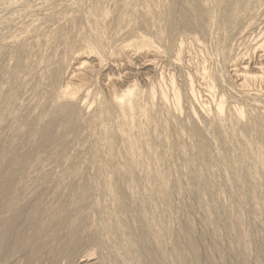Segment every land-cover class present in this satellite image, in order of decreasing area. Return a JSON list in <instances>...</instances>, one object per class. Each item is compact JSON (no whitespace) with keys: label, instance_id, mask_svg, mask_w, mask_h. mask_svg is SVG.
<instances>
[{"label":"rangeland","instance_id":"374dc122","mask_svg":"<svg viewBox=\"0 0 264 264\" xmlns=\"http://www.w3.org/2000/svg\"><path fill=\"white\" fill-rule=\"evenodd\" d=\"M167 1L0 0V150L23 144L17 149L27 152L31 159L24 169V182L16 180L15 184L26 188L27 203L37 202L43 209L66 205L70 221L80 216L85 219L88 229L82 234L86 238L89 228L91 231L104 226L110 217L112 201L105 195L107 179L114 174L112 167L121 179L125 177L124 156L129 151L128 143H134L135 155L132 151L131 156L136 161L138 181L123 184V191L134 207L149 204L146 219L154 215L156 224L165 228L164 246L153 238L149 242L157 264H264V165L259 173H253L259 178L257 199L243 190V178L232 167L240 154L257 164L264 162V158L248 155L246 147L240 145L246 143L243 123L264 117V2L254 0L245 10L243 0H235L243 15L239 13L238 20L235 17L238 22L229 32L220 24V0H206L203 6L210 10L205 23L207 35L177 28L169 36L163 25ZM184 1L178 0L179 6ZM191 15L200 23L195 12ZM145 21L149 27L144 26ZM93 35L99 36L100 42L87 40ZM17 50L22 51L26 64L20 71L16 67ZM56 68L60 79L53 80ZM69 84L80 88L72 108L83 114V121L76 135L67 136L65 157L57 156L56 144L45 153L38 150L34 140L31 142L35 144H18L14 133L21 131L23 116L33 113L42 125L44 105H57L61 90ZM126 93L134 97L130 112L133 117L127 116L130 130L119 128ZM220 101L224 105L221 116ZM136 107L146 113L148 130L137 125L143 117ZM239 111L245 114L242 123H238L242 120ZM191 128L208 143L211 157L202 169L213 187L211 191L204 188L194 170L196 164H201L203 144ZM141 129L156 145L153 151L157 154L141 145ZM107 130H114L116 141L110 142L104 136ZM218 130L225 136L224 145L218 142ZM252 132L247 139L256 147L264 139V125H257ZM158 155L160 162H156ZM150 169L167 179L170 199L155 190L146 176ZM150 190H154L153 195ZM70 194H74L73 199ZM46 217L44 211L40 222ZM133 220L135 236L146 234L143 225L147 221ZM49 229L47 234L53 227ZM68 230L64 229L65 234ZM47 236L40 242L50 248L47 251L38 249L32 257L28 249H23L0 264H79L81 260L85 263L80 264H100L103 258L126 264L116 253L109 234H104L103 245H82L75 259L54 257ZM189 236L196 256L188 249ZM178 250L184 253L181 260Z\"/></svg>","mask_w":264,"mask_h":264},{"label":"bare ground","instance_id":"6f19581e","mask_svg":"<svg viewBox=\"0 0 264 264\" xmlns=\"http://www.w3.org/2000/svg\"><path fill=\"white\" fill-rule=\"evenodd\" d=\"M167 2H168V5H166L168 7V9L166 8L167 15H165L166 18L164 17L165 20L163 22L164 23L163 25L165 26V29L167 30V34L169 36H171L173 33H175L174 31L177 30V28H182V30H186V31H189V30L190 31L191 30L192 31L198 30L199 32L203 31V33L205 35H207L208 30H207L205 23L208 21V18L210 16V10H208L207 8H205L203 6V2H207L206 0H185L180 6L178 3V0H168ZM253 2H254V0H243L241 2L243 5V9H245V10L249 9V7L252 5ZM263 2H264V0H263ZM239 5L240 4L238 2H236L235 0H220L218 2V9L217 10H219V13L221 16V23L220 24L224 29H226L229 32L234 30V28L237 24L236 22H238V21H236V20H238V18L236 16L239 15V13L241 12V9H242V8L240 9ZM191 11L195 12L196 13L195 16L200 18V23H196V21L194 20L195 18L191 15ZM241 15H243V14H241ZM235 17L237 18L236 20H235ZM241 21H243V20H241ZM144 26L149 27V22L145 21ZM242 30H244V29H242ZM224 33H225V31H224ZM86 38H87V40H93L96 43L99 40V36H96V35H93L91 37H86ZM98 42H100V41H98ZM124 48H122V49H124ZM20 50L19 51L17 50L18 53H17V64H16L17 65L16 67L18 68L19 71L21 69H23L24 65L26 66V64L23 65V61H22V59H23L22 55L23 54H22V51H20ZM14 73H15V71H14ZM51 76H52L53 80L58 79L60 76V70L56 68V70H54V72L52 73ZM248 77H250V76H248ZM55 82H56V80H55ZM249 82H250V80H249ZM18 85L20 87L19 83H18ZM64 88L65 89L61 90V92H60L59 100H57L58 101L57 105H55L53 107L46 106V104L44 105V111H43L44 113L43 114H45V116H44V121H43L42 125H40V126L38 125L39 122L37 121L36 116L33 113H30L27 116L24 115L25 117L23 116V118L21 119V122H20L21 123V125H20L21 131L18 132L19 134H17V132L14 133V134L18 135L17 139H16L18 144L20 141H22V142L23 141L24 142L30 141L31 142L32 140H34L38 146V150L40 152H44V153L46 151H48L52 145L56 144V145H58L57 148H59L58 152H57V156L59 158L65 157V154L67 153L66 151L68 148L67 147L68 146L67 145V136L68 135H76L78 133L79 126H81L80 123H81V121H83L82 120L83 114L81 115V113L75 111L76 109L72 108L73 103H74L73 100L78 95V91H79L78 89H80V88L77 89L75 86H72L71 84H69L68 86H66ZM81 91H83V89ZM211 92H212V90H211ZM127 94L129 95V93H126V95L124 96L125 99L127 98V100H125L127 102L125 103L124 107L121 106V107H123L122 109L124 111L123 112L124 115H123L122 120L119 119L121 121L119 124L120 125L119 128H122V129L128 128L127 130H130V126H129L128 121H127V118H129V117H127V116H128V114L130 115L131 114L130 112L134 109V102L132 101V100H134L133 99L134 97L127 96ZM175 96H176L175 98L177 99V102H178V100H179L178 96L177 95H175ZM87 97H88V95H87ZM117 104L120 107V103L116 102V105ZM114 105H115V103H114ZM41 106L43 107V105H41ZM83 106H85V105H83ZM223 106L224 105H223L222 101H220L218 104V115H220V116L223 112ZM136 108L138 109V111H141V113H142L141 117H143V118H141L142 119L141 122L137 123V125L139 127L141 126V128H144V131H145V129H147L148 126L150 127V125H149L150 123L146 118V113L144 112V110L140 107H136ZM78 109H79V107H78ZM36 110L38 111V109H36ZM30 111H32V110H30ZM104 113L102 114V116H104ZM108 114L109 113H107V115ZM110 115H111V113H110ZM137 115H138V113H137ZM244 115L242 114L241 111H239L238 117L242 120H238V123H242V121L244 122V120H243ZM119 116H122V112H121V115H119ZM138 116H140V115H138ZM130 117H133L132 114L130 115ZM104 118L105 117H103V119ZM247 121H248V123H243V125L245 126L244 136H245V142L246 143L242 142L240 145L241 146L243 145L244 147H246V152L248 153V155L254 154L259 159L264 158V139H262L260 142H258V145L256 147L251 146V142L247 139V138L251 137L252 133H254V132H252V130L257 125H260V124L264 125V117L260 116V117H258V119L256 121H253V120H251V121L247 120ZM118 122L119 121H117V123ZM37 125L39 126L37 133L33 134V132H34L33 130L35 127H37ZM92 125H96V124L93 123ZM108 126H109V124H108ZM250 126H252V127H250ZM141 130H142V132H141L142 137L140 140L141 145H144L145 147L149 146L151 148V153L152 152L156 153V151H153V150H156V145L154 146L150 141L151 138L149 139L146 136L145 133H147V132L144 133L143 129H141ZM233 131H232V133H233ZM35 132H36V128H35ZM191 132H192L193 136H195L196 138H199L203 144L201 146V164H199V165L196 164L194 166V170H195L196 174L201 176L204 188L211 191V190H213L212 189L213 187H212L211 183L206 179V177H205L206 175L202 169V166L206 167L207 162L209 161V158L211 157L210 152L207 150L208 143H205V141L202 137L203 135L198 130H195V129L192 130V128H191ZM218 133H220V134H218ZM218 133H217V135H219L217 137L218 142H219V144L221 143L224 145L225 144V143H223V141H224L223 136L224 135L222 136L221 132H219V130H218ZM228 133H230V132H228ZM104 136L107 139H109L110 142H111V139H115V141L117 139V136L114 133V130H107ZM209 136H211V135H209ZM213 138H214V136H213ZM226 138H228V137H226ZM1 140H2V138L0 135V141ZM14 141L15 140H13V142ZM22 142H20V144ZM35 142L34 143L31 142V143L35 144ZM213 144H215V143H213ZM21 145H23V144H21ZM29 145H30V143H29ZM11 146H13V145H11ZM19 147H15V144H14V146L11 147V149H8V150H2L1 149L0 150V261L1 262L6 261L10 254L15 253V252L17 253L18 251L23 250V249H28L29 253L32 257L36 254L37 251L39 252L38 249H42V250L45 249L47 251L50 248L42 245L43 243H40V242H41V239L44 238L45 236H47L48 234H49V236H47V237H49V239L52 241L51 242L52 244L50 247H51V250L54 254V257H59L60 255H66L70 259H75V257H77V255H78V252H79L82 245H84V244H88V245L96 244V245L100 246L102 244V238L103 237L105 238L104 234H106V236H108V234H109V236L111 235V237H112L113 246L117 250L116 253H118V256L121 258V260H123L124 263H126V264H157V260L155 259L154 254L149 249V242L151 241V238H153L156 241L158 240L159 244L162 245L164 242L165 228L162 225H160V223H158L159 225L156 224L157 221H155L156 218L153 217L154 215L153 216L151 215L153 218L152 217H151V219L148 218L149 220L146 219L145 212L146 211L148 212L147 209L150 206L149 204H148L149 206L148 205L146 206V204H144V206L136 208V206L134 207L132 204H129L127 202L129 200L127 198H125L127 195H126V192L124 195V191H123V188H124L123 184L127 183V184L131 185V184H135L138 181V176L135 172L136 161L131 156L132 151L134 153V151L136 149L134 143H128L127 149L129 151H126V156H124L125 158L123 161H124L125 168H126V171L124 173L125 177L121 179L120 176L118 175L119 173L117 174L118 171H116V168L112 167V171L109 169L111 172L114 173V174L112 173L113 176L111 178L107 179V186H106L107 188H106V192H105V195L112 201V208H110L111 210H109V208H108V210L111 211L110 217L107 218V221H105L106 223L104 224V226L101 223L102 226L100 225L101 226L100 227L98 225V227H100L98 229L92 228V230L90 231V228H89L90 233L88 234V236L86 238H84L83 234H82L83 231L85 232L88 229L86 227L85 219L80 216L77 219L70 221L68 214H67L68 212H67L66 205L62 204L57 209H54V208L43 209L40 205L36 204L37 202L35 204H33V202H32V204L27 203L28 200H26V198H27L26 188L23 186H17L15 184V182H16V180H20V183L23 181L25 173H26L24 169L26 168L25 166H26L28 158L30 156H28L27 152L23 153V152H21L20 149H19L20 150L19 151L17 149ZM33 148H34V146H33ZM34 149H36V148H34ZM32 152H33V150H32ZM137 154H138V152L136 153V155ZM134 155H135V153H134ZM158 156H159L158 159L157 160L155 159L156 162H160L161 156L160 155H158ZM30 159H31V157H30ZM29 162H30V160H29ZM240 164H245V166H241ZM262 165H264V162L262 164H257L256 161L253 162V160H250L249 157L244 156L242 154L235 157V163L232 165V167H234V170L237 173V175H240L243 178V181L245 183L243 190H246V192H248L254 199H257L256 194L258 193L257 192L258 189L256 186V182L259 181L258 180L259 178L253 177V173H259ZM110 176H107V177H110ZM146 176L152 182V184H154V186L156 187L155 190L162 192V194L165 196V198L168 199L171 191H170V188L168 186L167 179L163 175H161L159 172H153L152 169H150L147 172ZM105 179L106 178H104V180ZM16 183H18V182H16ZM259 185L260 184H258V186ZM73 192H74V190H73ZM153 192H154V190H152V191L150 190L149 194L153 195ZM142 194H144V193L142 192ZM73 195L74 194H70L68 196H69V198L71 196V199H73L74 198ZM40 197H41V195H40ZM153 199L152 200L150 199V201H153ZM61 200H62V198H61ZM54 201H56V200H54ZM143 201H145V200H143ZM129 202L131 203V201H129ZM134 203L137 204V201ZM143 203H145V202H143ZM38 204H40V203H38ZM152 204L155 205L154 203H151V205ZM153 205H152V207H153ZM261 206L263 207L264 205H261ZM44 211H46L47 217H46L45 221L43 223H41L40 219H41ZM105 215L108 216L107 214H105ZM147 217H148V215H147ZM133 218H134V220L138 219L139 221H141V220L147 221V222H145V225L142 224L143 227L145 226L147 229V230H145V231H147L146 234H144L140 237L135 236L134 225L131 221V220H133ZM134 220H133V222H134ZM51 227H53V231L51 230L52 232L51 233L48 232V234H47L46 230L51 228ZM184 228H183V230H184ZM64 229H66V230L69 229L68 230L69 232L65 234ZM187 230H189V229H187ZM236 231H237V229H236ZM184 235H185V231H184ZM188 239H189V248L188 249L191 251V253L194 256H196V249H195L194 242L191 239V236H189ZM169 241H170V239H169ZM163 246H164V244H163ZM84 248H85V246H84ZM115 249H114V251H116ZM166 249H167V247H166ZM262 250H263V254H264V248H262ZM89 253H90V250H89ZM207 255H208V253H207ZM177 256L181 260L184 258V253L179 251V252H177ZM45 257H47L46 254H45ZM80 263H85V261L81 260ZM118 263H119V261H118ZM100 264H117V263H116V261L111 262L108 258H103V260H102V262H100ZM180 264H182V263H180Z\"/></svg>","mask_w":264,"mask_h":264}]
</instances>
